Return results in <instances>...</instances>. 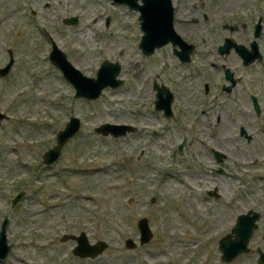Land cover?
Segmentation results:
<instances>
[{"label":"rangeland","instance_id":"374dc122","mask_svg":"<svg viewBox=\"0 0 264 264\" xmlns=\"http://www.w3.org/2000/svg\"><path fill=\"white\" fill-rule=\"evenodd\" d=\"M237 1L247 4L244 12L264 14V0ZM73 16L79 22L67 24ZM142 34L139 11L113 0H0V68L10 51L15 58L10 73L0 76V111L8 116L0 122V229L7 216L12 248L0 264H260L264 142L212 140L202 111L190 105L201 94L197 73L217 72L216 48L229 32L213 31L211 45L199 46L185 63L173 47L144 55ZM53 42L88 76H96L103 60L119 62L125 83L97 100L76 98L50 59ZM155 83L175 93L170 118L155 108ZM73 115L81 119L79 132L46 165L45 151ZM106 122L137 129L123 137L96 132ZM223 145L230 158L222 163L227 172L219 173L210 147ZM215 189L219 197L208 193ZM250 209L262 214L251 251L222 260L219 240ZM143 217L153 237L140 245ZM82 231L91 242L109 243L103 254L80 258L75 241L61 240ZM128 238L138 246L127 248Z\"/></svg>","mask_w":264,"mask_h":264},{"label":"flooded vegetation","instance_id":"af4514ba","mask_svg":"<svg viewBox=\"0 0 264 264\" xmlns=\"http://www.w3.org/2000/svg\"><path fill=\"white\" fill-rule=\"evenodd\" d=\"M234 1L237 0H171L173 26L183 40L194 47L191 60L199 46L211 45L213 31L215 35L217 31L220 34L229 32L223 34V41L216 48L218 60L212 66L217 72L208 75L197 73L203 76L202 89H198L201 94L190 104L202 111L200 122L206 127L207 133L212 132L210 139L218 142L231 139L229 141L247 144L264 142V14L256 17L254 13L244 12L247 4L237 1L239 6L235 8ZM238 12L246 17L242 18ZM197 28L206 32L201 38H191L190 31ZM258 28L260 33L256 36ZM237 46L242 47V52L246 54L243 55ZM163 47H173L175 53L171 51L172 54L181 63L186 62L176 53V50H182L179 43L170 41ZM204 51L212 52V49L204 48ZM207 106L213 109L212 113L208 112ZM210 149L217 162L214 169L219 173L227 172V168L222 165L230 158L225 146L223 149L211 146Z\"/></svg>","mask_w":264,"mask_h":264},{"label":"water","instance_id":"95a60500","mask_svg":"<svg viewBox=\"0 0 264 264\" xmlns=\"http://www.w3.org/2000/svg\"><path fill=\"white\" fill-rule=\"evenodd\" d=\"M116 3L127 4L131 9L140 12L139 21L143 31L139 47L146 56H150L155 51L163 47L166 43L173 41L174 44L179 43L182 50H176V53L183 61L191 60V52L193 46L183 40L173 26V7L171 0H113ZM67 24H77L79 18L77 16L65 19ZM260 28L256 31V36L260 33ZM238 47V46H237ZM242 47H238L239 51ZM225 46L221 48L224 52ZM243 55L246 53L242 52ZM52 63L57 66L63 73L64 77L74 86L75 97L84 98L90 101L97 100L101 97L103 91L108 88H117L125 83V80L120 76L122 65L119 62L111 60H103L96 76H88L82 70L77 68L67 53L53 42L50 52ZM15 58L10 51V59L8 63L0 68V76H7L11 71ZM157 90L155 108L158 111H163L167 117L174 115L172 104L174 102V94L171 89L164 83L159 85L155 83ZM7 115L0 111V120L6 118ZM81 128V119L77 116H71L66 122L65 127L61 129L56 136V145L47 149L43 156V161L46 165H51L59 160L65 144L77 135ZM136 127L131 124L118 123H103L95 128L96 132L108 136L123 137L128 133L136 131ZM185 142L179 145V150L182 151ZM210 195L219 197L217 190L209 191ZM24 196V191L19 192L13 199L15 206ZM261 212L255 209H250L246 213H241L236 219V223L232 231L223 236L219 240V248L222 251V260L230 262L236 259L243 253L251 251L249 247L250 240L256 229L259 227ZM9 218L6 216L2 222L0 229V259L5 260L11 252V246L8 243L7 227ZM140 230V245L147 244L153 237V231L150 227L149 220L146 217L138 221ZM63 242L73 240L76 245L73 248V254L80 258H97L108 248L109 243L106 240H97L91 242L85 231L76 233H66L62 236ZM129 249L136 248L138 245L133 238H128L125 242ZM260 254L258 262L264 264V251L258 249Z\"/></svg>","mask_w":264,"mask_h":264}]
</instances>
